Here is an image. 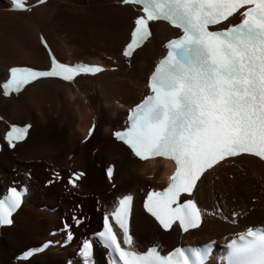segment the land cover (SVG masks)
<instances>
[{
    "label": "bare ground",
    "instance_id": "6f19581e",
    "mask_svg": "<svg viewBox=\"0 0 264 264\" xmlns=\"http://www.w3.org/2000/svg\"><path fill=\"white\" fill-rule=\"evenodd\" d=\"M120 1L50 0L31 13H15L7 11V0H0V81L12 66H49L40 35L47 37L62 61L114 64L116 60L119 66L116 72L81 77L71 85L38 81L18 98H0V111L9 122L33 123L23 144L12 153L4 149L0 154V193L11 187L14 175L20 176L24 187H31L13 225L3 231L0 264H66L76 257L83 235L96 232L102 215L128 193L136 197L132 232L138 250L154 242L168 250L180 241L201 244L211 240H216L220 248L235 233L264 223V163L249 156L237 158L233 165L221 164L198 182L195 198L203 210L204 222L195 232L182 237L176 229L164 233L142 212V197L167 178L172 165L160 160L137 161L108 132L122 124L125 108L146 94L148 74L164 54V42L178 32L166 24H155L153 37L125 64L121 50L136 13L131 7L121 6ZM241 19L237 16L229 24ZM93 121L97 122L96 131L83 144ZM6 128L0 123V138ZM109 163L116 164L111 180L105 175ZM79 169L85 177L75 182L76 187L66 185V177ZM23 171L31 174L30 182L21 176ZM53 179L61 182L54 188L47 187ZM57 206L61 209L56 213L40 211L42 207ZM216 212L237 215V226L212 217ZM73 216L81 219V226L71 224ZM60 227L64 228L63 234L53 235ZM68 234L74 235V243L62 249L60 244ZM46 242H51L48 249L43 248ZM29 248H35L36 254L28 262H13ZM91 260L93 264H108L100 248ZM208 264L219 262L212 259Z\"/></svg>",
    "mask_w": 264,
    "mask_h": 264
},
{
    "label": "snow or ice",
    "instance_id": "6c2138e0",
    "mask_svg": "<svg viewBox=\"0 0 264 264\" xmlns=\"http://www.w3.org/2000/svg\"><path fill=\"white\" fill-rule=\"evenodd\" d=\"M46 0H39L40 4ZM139 5L143 15L135 19L131 41L123 52L130 58L151 36L149 23L165 21L183 35L166 44L167 55L150 77L148 95L130 110L125 130L114 133L141 161L164 158L174 161L175 171L162 192H150L144 208L168 231L174 224L187 232L202 222L191 196L204 174L222 161L247 154L264 161V0H122ZM25 10L24 0H13ZM241 9H245L241 12ZM236 13L242 20L223 30L210 26L229 21ZM47 48L46 42L41 37ZM51 56V53H50ZM100 67L65 65L51 57L46 71L14 67L3 83V95L19 93L41 78L73 82L80 75H96ZM27 127L12 126L5 139L10 147L26 138ZM91 135V131L89 132ZM109 179L113 168L107 169ZM83 173L69 183L76 187ZM24 193L11 189L0 199V225L12 223ZM133 197L118 200L114 211L105 214L103 230L97 235L112 255L111 264H190L183 250L162 256L156 248L135 250L129 218ZM175 205V207H173ZM109 215L118 225L113 230ZM229 245L230 264H264V228L248 229ZM123 245V246H122ZM126 246V247H124ZM92 244L84 243V264H93ZM209 249L195 252V264H207Z\"/></svg>",
    "mask_w": 264,
    "mask_h": 264
},
{
    "label": "rangeland",
    "instance_id": "374dc122",
    "mask_svg": "<svg viewBox=\"0 0 264 264\" xmlns=\"http://www.w3.org/2000/svg\"><path fill=\"white\" fill-rule=\"evenodd\" d=\"M125 112V111H124ZM111 133V130L108 132V134H110ZM15 176V175H14ZM66 183V182H65ZM66 185H67V183H66ZM51 187H55V186H51ZM28 188H30L31 189V187L30 186H28ZM57 207H59V206H57ZM42 208H44V207H42ZM42 208H40V211H41V209ZM49 208V207H48ZM61 209V207L56 211V212H58L59 210ZM42 213H44V214H46V213H48V211H46V210H43V211H41ZM56 212H54V213H56ZM59 219V218H58ZM71 220V219H70ZM81 220V219H80ZM61 224V225H60ZM71 224H73L72 222H71ZM74 225V224H73ZM58 226H62V223L61 222H59V224H58ZM59 229H61V227L59 228ZM64 229V228H63ZM62 229V230H63ZM63 234V233H62ZM61 234V235H62ZM72 235V234H71ZM35 249V248H34ZM14 260V259H13ZM14 262V261H13Z\"/></svg>",
    "mask_w": 264,
    "mask_h": 264
}]
</instances>
